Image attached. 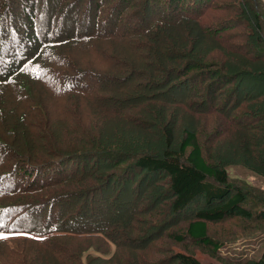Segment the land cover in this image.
Segmentation results:
<instances>
[{
  "label": "trees",
  "instance_id": "obj_1",
  "mask_svg": "<svg viewBox=\"0 0 264 264\" xmlns=\"http://www.w3.org/2000/svg\"><path fill=\"white\" fill-rule=\"evenodd\" d=\"M231 1L0 0V231L7 236L0 239V264H82L86 248L75 250L71 244L76 239L89 246L92 239H99V249L114 245L118 250L115 259L86 254L85 264H147L137 252L152 238L141 240L132 230L141 232L148 224L139 218L160 198L156 189L165 195L162 201L166 200L172 219L189 218L185 236L197 245L210 246L216 255L232 242L212 240L209 223L233 217L243 223L240 230L248 227L250 232L243 236L247 240L263 231L264 189L207 162L190 131L173 148L169 119L165 123L166 117L147 111L151 105L177 104L222 115L226 122L232 119L230 124L237 117L246 119L247 109H254L248 112L250 128L244 129L255 131L243 135L237 149L244 158L241 164L264 176V75L252 76L245 68L214 69L210 61L197 56L208 42L216 43L212 49H220L219 41L227 35L222 33L224 23L201 20L205 11L231 8L235 11L228 18L245 24L246 40L251 37L253 44L260 45L257 52L264 57L260 1ZM181 34L185 41L180 42ZM187 43L199 46L193 50ZM87 57L111 65L114 71L82 69L79 62ZM260 58L259 67L264 68ZM254 80L261 84L256 92V86L251 87ZM43 90L50 99H76L80 107L89 103L94 122L82 129L96 147L65 153L53 148L57 152L45 158L38 157V151L25 155L28 146H48L36 126L45 111L39 102ZM65 112L61 109L51 126L62 123L71 128L72 114ZM47 115L50 118L49 110ZM100 117H115L140 130L154 124L162 131L164 144L144 151L105 149L102 138L97 143L92 135H104L106 122L96 123ZM175 117L170 118L173 124ZM137 176L135 189L147 183L142 195L126 187V181ZM86 198L92 199V207ZM200 202L202 208L197 206ZM188 208L194 212L186 214ZM169 236L178 242L184 239ZM12 241L36 246V254L15 249ZM245 258L218 260L264 264V247L258 259ZM161 259L153 264H213L187 253Z\"/></svg>",
  "mask_w": 264,
  "mask_h": 264
},
{
  "label": "rangeland",
  "instance_id": "obj_2",
  "mask_svg": "<svg viewBox=\"0 0 264 264\" xmlns=\"http://www.w3.org/2000/svg\"><path fill=\"white\" fill-rule=\"evenodd\" d=\"M259 1L260 6L264 9V0ZM214 2L226 4L233 1L214 0ZM234 11L235 10H232L231 8L214 10L207 9V11H205L201 20L211 24L224 23L223 25L226 26V28L222 33H227V35H224L219 41V44H221L220 49H212L216 43L208 42L209 44H207L202 51V55L197 56L205 58L206 61H210V63L213 64L210 66L214 69L216 67H223V70L233 72L235 69L241 70L245 68L244 70L252 72V76H256V74L264 75V68L259 67L261 65H259L260 63L257 61V59L260 58V55L259 52H257L256 46L260 48V45L253 44L251 37H249L250 40H246L247 34L245 32V24L235 23V21H231L228 18V16L234 14ZM179 40L180 42L185 41L184 34L180 35ZM187 45L193 50L199 46L198 44L194 46L190 43H187ZM79 56V52L75 53V58L78 61ZM260 60L261 63H264V57L260 58ZM79 64L82 69L92 68L93 70H100L102 72L114 71V67H111V65H104L102 61L94 60L90 57L81 60ZM251 87L252 90L255 87L254 92H256L261 87V84L257 85V81L254 80ZM244 94L246 93L244 92ZM43 95L44 96L39 98V102L44 105L45 111L40 114L41 119L39 122L36 121V126L39 131L38 135L47 141L48 146H41V149H32V147L29 148L28 146L25 152L26 156H31L35 151H38L40 154H38V157L40 158L52 156L57 152V150L53 151V148H58L59 152L65 153L68 151H78L87 148L88 146L96 147L93 140H91L88 134L83 132L84 130L82 129L83 127L86 129L88 123L94 122L93 117H91L92 110H88L89 103H87L86 106L82 102L80 107L76 99L73 100L72 98L67 97L63 98L62 96L57 99H50V95L47 94L46 90H43ZM246 95L239 98L245 97ZM245 105H243L242 109H245ZM182 108H179L177 104H169L167 108H159L157 105H151L147 111L154 112L156 115H163L164 118L166 117L165 123L166 120L169 119L168 125L169 130L172 132L171 144L173 148L178 146L180 140L184 136V132L190 131L196 135L207 162L219 166L220 168H225L226 173L231 177H238L249 183L251 186L258 189H264V176L253 172L241 164V162L244 161V158L237 149V147H240V143L244 138L243 135L249 136L255 131L252 132L251 130L249 132V129H244L245 127L250 128L249 125L251 124L250 120L252 117L248 112H253L255 111L254 109L249 108L247 109V112L244 110L246 112L244 114L246 119L237 117L236 121L229 124L232 119L226 122L227 119L222 115L209 112L201 113ZM61 109L65 110V113L67 114H72L70 118L73 120L74 125L71 128H69V126H63L62 123H60V127L56 125L51 126L52 121L55 120ZM48 110L50 112V118L47 115ZM238 112H241L240 108L238 109ZM175 115L176 123L173 124V121L171 122L170 118ZM116 119L117 118L115 117L111 119L105 117L96 119V121H98L96 122L98 126L103 124L101 121L106 122V125L104 124L102 128L104 135L92 134L97 143L101 141L99 138H102L103 144L101 146L105 147V149L123 148L131 150V148H137L144 151V149L151 150L150 148L152 146H156L157 148L160 146V142H162L163 138L161 135L162 131H160L158 127H153L154 124L153 126L140 130L131 125H123ZM163 126L164 124L161 125L162 128ZM148 138L151 140L150 143L143 147L144 142ZM162 143L164 144V142ZM118 168L119 167H117V169ZM108 172H113V170L109 169ZM138 176L132 178V181L130 180V182L126 181V187L128 190L132 189L134 194L142 195L144 193L142 187L146 186L147 183L141 185V189H135ZM111 191L112 189L109 188L107 194H110ZM156 191L159 192V197L161 199L158 198V201H155L156 203L151 206L147 213L139 218L141 220H146L148 224H143L144 230L141 232L136 229L132 230L133 234L140 236L141 240H144L147 237L152 238L147 245L143 242V244H141L142 246L138 247L139 251L137 252L139 258L147 264L156 263L159 260H162L161 258L164 259L171 257L175 253H187L197 258L201 263L212 262L213 264H220L221 261L218 259L224 256L235 258L244 256L247 260L259 258L264 247V229L262 232H259L255 238L247 240L243 239V236H246V234L250 232L247 230L248 227L246 226L245 229L240 230V228L243 227V223H238L233 217L209 223L208 235L212 240L226 239L227 242H232L228 245H223L218 249L216 255L210 246L206 247L201 244L197 245L194 241L192 242L185 236L184 231L189 222V218L179 217L177 219H172L173 215L169 214L166 200L162 201V198H164L165 195L160 193L162 191L161 189H156ZM145 195L149 196L147 192H145ZM90 198H86L88 207H92V199ZM95 206H98L97 203H95ZM197 206L202 208V202L198 203ZM193 207L195 208L196 206L193 205L192 208ZM193 212L189 208L185 211L186 214H191ZM170 234L181 235L184 239L181 242L174 241L169 236ZM130 235L133 237L131 231ZM98 240L92 239V241L89 242L90 246L86 244L85 241L77 239L75 240V243L73 242V244L77 245L76 247L71 244L75 250L86 248V250L81 253L82 264L86 263V254L106 258L113 255L112 258L115 259L118 250L115 251L114 245L109 246V248L104 246V249L101 250L98 247L102 245ZM10 245L17 250H25L27 253L36 254L37 251L36 246H25L18 241H12L10 242ZM105 250H107V252H103Z\"/></svg>",
  "mask_w": 264,
  "mask_h": 264
},
{
  "label": "snow or ice",
  "instance_id": "obj_3",
  "mask_svg": "<svg viewBox=\"0 0 264 264\" xmlns=\"http://www.w3.org/2000/svg\"><path fill=\"white\" fill-rule=\"evenodd\" d=\"M2 227H3V225H2V223H0V228H2ZM6 238H7V236L4 235L3 231H0V239H6Z\"/></svg>",
  "mask_w": 264,
  "mask_h": 264
}]
</instances>
